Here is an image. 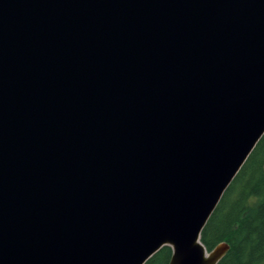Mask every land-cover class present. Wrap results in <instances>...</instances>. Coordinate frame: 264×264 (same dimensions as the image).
Wrapping results in <instances>:
<instances>
[{"label": "water", "instance_id": "95a60500", "mask_svg": "<svg viewBox=\"0 0 264 264\" xmlns=\"http://www.w3.org/2000/svg\"><path fill=\"white\" fill-rule=\"evenodd\" d=\"M263 134L264 0H0V264H216Z\"/></svg>", "mask_w": 264, "mask_h": 264}, {"label": "trees", "instance_id": "16d2710c", "mask_svg": "<svg viewBox=\"0 0 264 264\" xmlns=\"http://www.w3.org/2000/svg\"><path fill=\"white\" fill-rule=\"evenodd\" d=\"M200 241L208 251L228 245L216 264H264V134L223 192ZM171 253L162 246L144 264H168Z\"/></svg>", "mask_w": 264, "mask_h": 264}]
</instances>
